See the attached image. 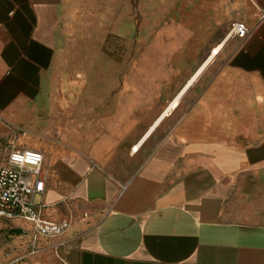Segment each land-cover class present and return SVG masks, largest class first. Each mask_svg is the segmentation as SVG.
<instances>
[{"label": "crops", "instance_id": "1", "mask_svg": "<svg viewBox=\"0 0 264 264\" xmlns=\"http://www.w3.org/2000/svg\"><path fill=\"white\" fill-rule=\"evenodd\" d=\"M0 131L72 222L35 264H264V0H0Z\"/></svg>", "mask_w": 264, "mask_h": 264}, {"label": "built area", "instance_id": "2", "mask_svg": "<svg viewBox=\"0 0 264 264\" xmlns=\"http://www.w3.org/2000/svg\"><path fill=\"white\" fill-rule=\"evenodd\" d=\"M250 32L245 23L236 22L232 25L231 36L245 39ZM44 160L43 152L9 140L0 162V219L32 223L35 229L34 245L39 236L63 237L72 224L70 220L57 222L46 219V205L36 201V196L46 191V182L41 177ZM67 244L62 242L56 249Z\"/></svg>", "mask_w": 264, "mask_h": 264}, {"label": "rangeland", "instance_id": "3", "mask_svg": "<svg viewBox=\"0 0 264 264\" xmlns=\"http://www.w3.org/2000/svg\"><path fill=\"white\" fill-rule=\"evenodd\" d=\"M112 36L117 37L120 42L127 41L125 33ZM9 140L11 139H7L0 131V162L3 160L5 146ZM32 250V242L26 239L24 234L18 233V220L0 219V264H35Z\"/></svg>", "mask_w": 264, "mask_h": 264}, {"label": "bare ground", "instance_id": "4", "mask_svg": "<svg viewBox=\"0 0 264 264\" xmlns=\"http://www.w3.org/2000/svg\"><path fill=\"white\" fill-rule=\"evenodd\" d=\"M217 53V51H215Z\"/></svg>", "mask_w": 264, "mask_h": 264}]
</instances>
